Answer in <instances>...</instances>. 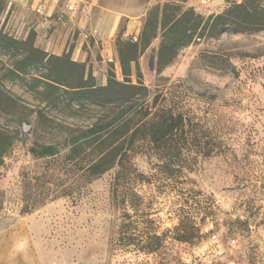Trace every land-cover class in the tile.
<instances>
[{"label":"rangeland","instance_id":"1","mask_svg":"<svg viewBox=\"0 0 264 264\" xmlns=\"http://www.w3.org/2000/svg\"><path fill=\"white\" fill-rule=\"evenodd\" d=\"M174 1L81 0L64 50L49 53L72 54L81 41L99 85L107 84L110 65L122 81L120 41L138 38L149 12ZM242 1L183 4L209 16ZM159 46L157 38L139 58L140 81L153 112L185 117L181 151L170 156L141 141L120 179L119 167L94 177L90 158L67 156L71 138L101 110L47 103L33 89L45 68L10 79L12 59L0 52V130L17 136L0 165V264H264V30L195 37L164 66ZM132 81L138 84L135 71ZM46 144L58 153H32ZM212 201L215 213L201 223L199 240L171 238L182 209ZM125 222L136 232H165L164 248L144 253L120 244Z\"/></svg>","mask_w":264,"mask_h":264},{"label":"trees","instance_id":"2","mask_svg":"<svg viewBox=\"0 0 264 264\" xmlns=\"http://www.w3.org/2000/svg\"><path fill=\"white\" fill-rule=\"evenodd\" d=\"M184 2L187 0L156 5L147 15L137 41L128 39L119 43L118 60L123 80L118 79L110 65L107 84L99 85L93 72L87 70L85 62L74 60L71 52L51 54L35 45L34 34L25 39L10 34L2 22L4 2L0 1V52L12 59L8 77L23 79L32 68L43 66L46 72L34 78L36 84L33 89L44 101L53 106L66 102L72 107L90 105L101 110L100 115L68 144L69 159L90 158L87 169L90 176H101L119 167L117 178L126 177L132 151L145 140L157 150L170 152V156L178 151L175 155L179 156V135L185 130V117L169 110L153 112L146 104L147 88L140 81L139 58L155 39L160 38L158 64L164 66L170 64L179 50L195 37L206 34L217 37L228 30L236 33L264 30V0L231 2L220 12L209 16L196 12L193 6H185ZM134 71L139 78L138 84L132 81ZM16 141L17 136L0 130V165ZM31 151L37 157H49L58 153V147L46 144L31 148ZM167 169L171 170L169 166ZM180 172L183 173L182 170ZM142 175L136 177L141 179ZM214 206L212 201L202 210L192 209L193 206L182 209L171 231V238L184 243L199 240L202 236L200 225L215 213ZM133 224H123L120 244L136 246L144 253H155L164 248L168 237L165 232L147 229L136 232L138 229L133 228Z\"/></svg>","mask_w":264,"mask_h":264},{"label":"crops","instance_id":"3","mask_svg":"<svg viewBox=\"0 0 264 264\" xmlns=\"http://www.w3.org/2000/svg\"><path fill=\"white\" fill-rule=\"evenodd\" d=\"M0 1L4 2L2 22L10 34L23 39L34 34L37 47L47 52L59 53L68 43L70 36L68 26L72 23L76 25V22L73 21L74 10H76L75 3L78 4L81 0H70L74 2V4L68 5L74 7L72 11L68 10V6L61 7L60 0ZM189 6L194 5L189 2ZM82 45L81 41L73 45L72 55L76 61H85ZM71 46L69 44L66 51H69Z\"/></svg>","mask_w":264,"mask_h":264},{"label":"built area","instance_id":"4","mask_svg":"<svg viewBox=\"0 0 264 264\" xmlns=\"http://www.w3.org/2000/svg\"><path fill=\"white\" fill-rule=\"evenodd\" d=\"M74 9V7L73 6H68V10H70V11H72ZM137 36H132V38H131V40L132 41H137Z\"/></svg>","mask_w":264,"mask_h":264}]
</instances>
